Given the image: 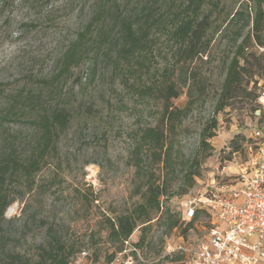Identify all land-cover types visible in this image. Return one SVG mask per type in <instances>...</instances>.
<instances>
[{"label":"rangeland","instance_id":"rangeland-1","mask_svg":"<svg viewBox=\"0 0 264 264\" xmlns=\"http://www.w3.org/2000/svg\"><path fill=\"white\" fill-rule=\"evenodd\" d=\"M241 2L244 0H208L204 12H212V28L222 24L226 14L238 9ZM102 8L138 15L136 19L147 22L151 30L144 52L129 64L118 62L112 54L102 53L96 61L88 55L58 82L52 81L59 72L62 54ZM183 8V0H0V112L18 94L19 106L35 112L66 106L71 114L68 129L34 178V191L4 212V218L11 222L3 225L14 236L12 246L16 250L30 256L36 253V244L45 239V227L37 222L43 218L54 225L67 251L84 250L90 259L97 257L96 264L106 262L117 246L106 239V219L132 211L141 202L151 174L161 180V166L154 162L152 150L141 138L145 128L159 123L163 86L168 81L176 83L180 95L173 107L190 103L187 117L171 136L180 161L174 162L179 165L164 181L168 198L161 200L163 208L180 213L188 222L194 216L187 214L189 208L205 207L204 199L213 190L240 182L241 169L264 142V118L258 124L252 111L261 100L238 97L216 112L224 62L235 50L231 44L234 30L225 40L210 31L208 37L212 36L213 42L206 54L185 61L173 36ZM110 22L100 21L99 30H109ZM96 30L97 26L93 34ZM111 41L101 42L113 48L107 43ZM255 78L261 83L255 95L261 96L264 74ZM213 117L217 128L207 149L211 157L189 187L184 180V161L204 154L200 133ZM30 128L26 118L0 128V147L2 139L18 134V150H29ZM257 129L262 139L255 138ZM236 136L245 140L239 139V151L229 154L230 141ZM157 217L145 232L147 247L135 252L130 264H180L165 254L168 244L186 247L184 262L208 238L214 220L201 216L182 234L184 227L167 231L162 215ZM140 232L135 231L132 242Z\"/></svg>","mask_w":264,"mask_h":264},{"label":"trees","instance_id":"trees-1","mask_svg":"<svg viewBox=\"0 0 264 264\" xmlns=\"http://www.w3.org/2000/svg\"><path fill=\"white\" fill-rule=\"evenodd\" d=\"M207 1L183 0L182 15L177 16V24L173 32V36L180 44L179 51L183 54L185 61L192 62L209 50L213 42L212 36L208 37L210 31L212 34L221 35L220 38L225 40L228 37L227 34L234 30L231 44L235 50L224 62L225 75L216 112L228 107L229 103L238 97L256 102L261 96L255 95V90L261 83L258 84L259 80L255 77H261L264 74V0H244L238 9L226 14L222 20L223 25L220 24L216 28H212V12L209 10L204 12ZM213 5L216 7V4ZM137 16L117 13L105 8L99 10L97 16H93L86 28L77 34L76 39L62 54L59 60V72L53 76L52 81L58 82V78L77 67L88 55H92L93 61H96V57L102 53L104 56L112 54L118 62L129 64L132 59L144 52L151 30L147 22L136 19ZM106 20L111 21V28L107 31L99 30V22L105 23ZM96 26V33L93 34ZM244 31L246 33L243 36ZM109 39L112 41L107 43L112 44L113 48H108L101 42ZM249 48L251 50L248 52ZM191 77L194 78V73ZM189 80L190 73L186 81L189 82ZM186 87L190 97L191 88L189 89L188 85ZM162 96L163 109L159 123L145 128L141 138V141L148 143L149 149L152 150L151 156L154 162L161 166V180L155 179L151 174L150 180L145 184L141 202L128 213L121 214L115 219H106V239L117 246L116 250L106 257V262L103 264H125L126 259L132 261L131 256L135 251L138 254V250L147 247L145 232L155 219L156 221L159 219L158 214L162 215L167 231L181 230L184 227L182 234L191 230L199 217H210L206 209L196 208L193 209L194 216L185 222L180 213L176 214L169 208L164 209L161 205V200L168 198L164 181L167 182L168 177L174 174L175 168L179 165L174 162L180 161L179 152L175 150L171 136L182 120L187 117L190 103L187 102L183 108L173 107V101L180 96L176 83L173 81L164 84ZM20 97L21 95H15L7 109L0 112V128L24 118L31 124V136L27 138L29 150H18V140H20L18 134L2 139L0 147V264H68L76 253L72 249L67 251L62 237L59 236L53 224L47 223V220L43 218L37 220L39 226L45 227V239L36 244V253L31 256L19 252L12 246L15 238L3 225L11 222L3 216L6 209L11 204L22 201L26 195L34 191L36 174L40 172L42 163L50 151L56 149L60 135L68 129L71 122V114L66 106H55L43 109L42 112H35L17 105L16 101ZM252 111L259 124L264 118L263 107L258 104L252 108ZM256 112H259V115H256ZM216 128L217 120L213 117L200 133V149L204 154L184 161L186 163L183 165L186 168L184 180L189 187L194 183L195 177L200 174L204 161L211 157L207 149L210 147L209 141L215 136ZM239 139L245 140L242 136H236L230 141L229 154L239 151ZM182 194H185V191ZM19 227L23 234L24 224ZM139 229L140 235L132 242V236ZM133 249L135 251H131ZM127 251L130 252L127 254ZM119 254L121 258L118 262H114ZM167 257L180 264L184 258L180 254H170ZM90 260L96 264L97 257L94 256Z\"/></svg>","mask_w":264,"mask_h":264},{"label":"built area","instance_id":"built-area-1","mask_svg":"<svg viewBox=\"0 0 264 264\" xmlns=\"http://www.w3.org/2000/svg\"><path fill=\"white\" fill-rule=\"evenodd\" d=\"M260 100L264 109V90ZM254 136L262 139L261 130L257 129ZM204 204L210 218L218 219L221 227L212 225L208 238L183 264H259L264 261V142L258 145L257 155L241 169L240 182L230 194L213 190ZM187 214L192 216L193 209L189 208ZM164 252L183 255L186 247L168 244ZM119 257L120 254L114 262H118ZM128 263L131 259L125 264ZM68 264L94 263L87 252L81 250Z\"/></svg>","mask_w":264,"mask_h":264},{"label":"crops","instance_id":"crops-1","mask_svg":"<svg viewBox=\"0 0 264 264\" xmlns=\"http://www.w3.org/2000/svg\"><path fill=\"white\" fill-rule=\"evenodd\" d=\"M235 186H232V185H230L229 187H227V185H225V186H221L219 189H217V190H214L215 192L216 191H218V192H223V195H228V194H230V190L232 189V188H234ZM211 223H212V225H216V227H221V224L219 223V220L217 219H214V220H212L211 221ZM259 264H264V261H260L259 262Z\"/></svg>","mask_w":264,"mask_h":264},{"label":"water","instance_id":"water-1","mask_svg":"<svg viewBox=\"0 0 264 264\" xmlns=\"http://www.w3.org/2000/svg\"><path fill=\"white\" fill-rule=\"evenodd\" d=\"M256 115H259V112H256Z\"/></svg>","mask_w":264,"mask_h":264}]
</instances>
